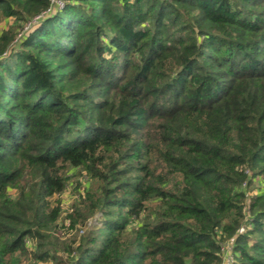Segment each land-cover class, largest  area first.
Returning <instances> with one entry per match:
<instances>
[{"label": "trees", "instance_id": "trees-1", "mask_svg": "<svg viewBox=\"0 0 264 264\" xmlns=\"http://www.w3.org/2000/svg\"><path fill=\"white\" fill-rule=\"evenodd\" d=\"M2 22L0 264H264V0H0Z\"/></svg>", "mask_w": 264, "mask_h": 264}, {"label": "rangeland", "instance_id": "rangeland-1", "mask_svg": "<svg viewBox=\"0 0 264 264\" xmlns=\"http://www.w3.org/2000/svg\"><path fill=\"white\" fill-rule=\"evenodd\" d=\"M13 21H14L13 18L10 19V23H13ZM6 26H7L6 22H2L0 24V32ZM77 173H78V171L77 172L75 171V174L73 175V177H75ZM81 179H82V181H84L85 178L83 176L82 177L78 176L77 180H74L72 178L70 180L68 186L66 187V189L58 196L60 206L62 208V215L60 216V219L58 222L59 223L58 233L62 236H68V235L72 236V235H74V233L77 232L75 229L73 230L70 227V222L66 217H67V214L72 211L73 203L80 196L79 192H77L76 186H77L78 180L80 181ZM255 186L260 187L261 186L260 181L256 182ZM81 189H82L81 193H84L83 187ZM255 191H256V189H255ZM12 193H15V190H12ZM98 224H100V222ZM80 234H81V231H80ZM227 261L230 262L231 259L229 258ZM24 264H27V262L25 261Z\"/></svg>", "mask_w": 264, "mask_h": 264}, {"label": "built area", "instance_id": "built-area-1", "mask_svg": "<svg viewBox=\"0 0 264 264\" xmlns=\"http://www.w3.org/2000/svg\"><path fill=\"white\" fill-rule=\"evenodd\" d=\"M58 3L60 4V6L62 5V3L60 1H58Z\"/></svg>", "mask_w": 264, "mask_h": 264}]
</instances>
